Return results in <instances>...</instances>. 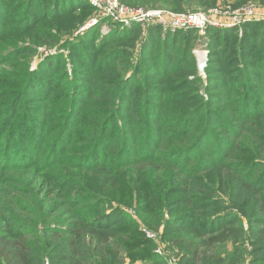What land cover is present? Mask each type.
I'll use <instances>...</instances> for the list:
<instances>
[{"label":"trees","instance_id":"trees-1","mask_svg":"<svg viewBox=\"0 0 264 264\" xmlns=\"http://www.w3.org/2000/svg\"><path fill=\"white\" fill-rule=\"evenodd\" d=\"M14 1L16 0H0V46L6 39V34L13 31V27L15 31L25 33L34 30L44 21H55L71 14L94 11L86 0H28L24 5H14ZM144 1L147 3V0ZM121 2L125 4L128 3V0H121ZM153 3L169 4V8L174 12H184L187 7L191 8L197 4L206 7L210 4V2L202 0H153ZM23 8L24 11L16 15ZM153 8L165 9V7ZM15 16H18L17 19ZM71 19L73 21L68 23L70 27H75L77 23L80 24L84 21L79 17H71ZM8 22H13L10 29H7L5 25ZM102 22V25L109 24V33L102 34L101 24L89 31L86 38L84 36L82 39V49L81 54L77 55V64L71 60L73 64H71L73 67L72 76L68 71H64L67 78L71 77L69 83H72L71 86L66 85L68 86L67 90L71 91L70 95H74L69 129L72 128V124H75L73 134L78 135L81 130L79 127L88 118L90 111L87 106L95 90L86 95L84 90H88L87 83L92 86L93 79H97L101 84L100 93L104 92L103 87H108L107 93L113 94L116 92V86H119L122 90L120 100L129 99L131 109L136 110V115L146 118L148 124L145 130L148 134L145 135V142L140 143L129 139V142L134 144L132 150H127L125 145V148L118 149L116 154L108 149L102 155L101 150L99 151V147H101L99 143L104 140L103 144H105L106 138L104 139L101 135L95 146L98 147L96 153L91 155L90 159L88 156H83L76 160L78 169L86 173L93 172L94 175L91 179H86L85 173H78L77 185L80 184L81 187L77 200L74 199V203L70 200L72 217L69 215L70 217L67 218L63 215V219L49 224L50 217L55 212L49 209L47 200L43 202L37 196L39 188L35 187V183L37 180H46L58 188H68L69 183L60 185L58 182L60 178L67 176L65 168L49 173V169L52 166L61 165L59 163H62L64 158L56 157L53 160L55 163L52 165L49 161L47 162L44 159L47 148L40 144V140L37 141L36 135H31L26 139L24 145H16V148H12V142L9 143V139L3 140V137H0L1 182L14 180L18 185L23 186L22 188L16 187L15 190L13 189L14 191L11 190L8 193L9 198L17 203L21 213H9L4 211L5 205L0 207V264H40L44 257L50 259L48 260L50 264H118L121 253H131L148 246L149 243L143 239L142 241L140 239H138L140 241H132V238L140 237L131 227L120 229L115 227L119 221L117 219L119 213H121L118 208L106 209V206H111L114 201L118 202L115 194L117 190L131 191L132 186L126 185L123 181V173L117 172L125 167H134V176L138 186H150L152 190L148 192V195L157 193L159 198L163 199L164 205L167 204L165 201L170 191H172V195L181 194L174 202L180 207L188 206L187 212L182 215L185 218L184 221L187 222L186 228L172 224L171 220L167 222V226L170 225V229L176 232V236L171 238L172 245L181 248L186 258L192 263L241 264L244 256L243 251H237L229 259H221V255L217 252L230 241L245 242L252 239L251 244H256L257 252H264V247H259L264 243V177L262 178L264 176V159L257 154V158L254 157L257 160L251 159L250 163L244 166L240 159L248 147L239 152L241 147L238 146L240 139L246 134L248 135L246 128L249 125L260 124L264 119V99L256 97L253 99L255 104H251V92L247 88L255 85L256 73L254 67L249 65L250 61L245 60L242 56L237 58L239 51L235 49L237 47L239 50L241 49L240 53L243 54L240 55L252 56L251 48L245 44L248 40L252 46L258 43L257 37L260 36L259 28L262 24L247 26L243 38L234 47L232 46L237 38L236 31L212 28L207 31L210 38L208 48L211 56L207 69L210 74L209 78L214 83H220L219 86L227 88V90L213 93L214 87L209 85L206 91L213 98V103L225 101L230 104L235 115H229L224 110H222V114L213 110L211 102H203L196 88V84L200 81L199 78L193 82L189 79L183 80L181 83H178L179 80L176 79L177 72L193 57L190 48L192 39L197 34L195 30L186 33H169L163 37L159 27L149 28L147 37L140 46V59L133 65L130 58L135 55L136 45L138 41H141L143 33L140 25L134 24L131 28H123L109 20ZM41 28L36 29L40 34L43 32ZM46 31L49 32L48 29ZM182 42L185 43V46L183 49H179L177 45ZM119 44H127V46L112 47ZM247 48L248 50H246ZM177 50L182 51L178 60L176 58ZM217 54L223 55L227 63L222 62L221 59L214 60L213 56H217ZM56 59L57 56L49 58L45 63L39 65L38 71H42L43 67L48 65L51 72ZM224 59L223 61H225ZM220 64H223V67H219ZM229 64L232 65L227 70L226 67ZM239 65L250 66V69H246L245 76H242L241 69H238L239 73H235L236 66ZM56 66L65 69L66 63L59 60ZM212 72L214 76L211 75ZM39 74L40 78L45 79L42 73ZM105 75L111 79L122 78L123 80H101ZM241 76L245 77L244 81L247 85L242 93L235 86L240 83ZM142 78L143 81H141ZM261 79L264 80V76ZM31 83L38 85L32 92L35 98H50L51 94L38 93L41 91L38 87L42 85L37 79L32 78ZM180 96L185 98H180ZM193 101H199V105L187 111L180 108L181 112L179 111L177 115L169 116V113L174 110L170 104L184 106V102ZM19 105V100H16L12 103H5L4 108L5 111H10L13 115ZM117 110L124 111V107H117ZM25 120L26 118L23 119V123ZM92 122L98 131L103 132V120L93 119ZM5 123L4 120L1 126L7 125ZM215 123L222 127L220 131H217ZM168 125L176 127L177 130H168ZM155 126L158 129H155ZM2 128L0 127V130H3ZM156 132L160 133V137ZM121 133L118 136L121 137V140L125 139L126 133ZM158 137L159 139H157ZM260 137L264 142V134ZM117 139L118 137L113 139L112 144L116 143ZM186 141L189 143L184 149H176L177 145ZM253 142H256L254 138L250 140V148L255 147ZM165 143L174 144V148L166 150ZM222 143H226L224 149H221ZM187 147L188 149L185 150ZM53 148L55 150V146ZM199 148L202 152L197 155L195 164L190 163L192 167L182 164L179 159L177 160V157H183L188 161L189 157L191 158ZM222 150L226 151L221 155ZM215 152H217L215 159L207 161L205 156L211 158ZM52 154L50 157L54 158L55 154ZM194 159L195 157H192V160ZM197 169L200 175L206 173L210 175L221 170L231 173L228 177L220 180L217 186L224 190L231 187L246 190L253 197L249 204L254 206L247 211H237L238 214L234 213L233 209H225L222 213L211 212L213 208H221L225 202L220 198L212 199L196 193L192 180L202 177L191 175V171L195 172ZM160 170H166V174L169 172V178L172 180L170 184H156L154 176L160 175ZM14 176H17V179ZM137 191L145 205H154L149 203L142 189ZM230 199L237 200L234 203L230 202L236 207H241L245 200L249 201V198L236 196L230 197ZM131 200L132 197L128 202L131 203ZM244 216L247 217L251 228L248 236L244 228L241 227ZM229 219L233 223L219 224V222ZM217 224L219 225L217 226ZM185 233L186 236H184ZM56 246L61 248L60 253H55ZM64 248L65 251H63ZM214 251L216 252L213 253ZM143 260L147 264H164L163 259L150 254H147ZM216 260L217 262H215ZM253 260L258 263L262 261L261 258Z\"/></svg>","mask_w":264,"mask_h":264},{"label":"rangeland","instance_id":"rangeland-1","mask_svg":"<svg viewBox=\"0 0 264 264\" xmlns=\"http://www.w3.org/2000/svg\"><path fill=\"white\" fill-rule=\"evenodd\" d=\"M26 1L28 0H16L14 1V5H24ZM202 1L210 2L209 6L206 7L200 6L201 4H197V6L191 8L187 7L184 12H208L212 9H225L231 11L239 9H253L254 13L259 16L257 17L259 21L250 20L247 22H242L241 24L231 25V27L229 26L228 28H213L218 30L236 31L237 38L236 40H234L232 46L234 47L235 44L243 38L247 26L253 24H262L259 28L260 36L257 37L258 43L255 44V46H252L250 44V41L248 40L245 44L249 46L248 48H251L252 56L240 55L243 54L240 53L241 49L239 50L238 47L235 48L239 51V53L237 54V58L242 56L245 60L250 61L249 65L254 67V71L256 73L254 77L255 85L247 88L251 92V104L254 105V98L259 97L261 99H264V80L261 79V77L264 76V64H262V62L264 61V0ZM121 4L123 3L121 2ZM123 5L128 7L132 6L131 8H138L142 10L155 9L153 7H165V9L163 10L172 13L174 12L171 10V8H169V4H154L153 0H147V3L144 0H128V3H125ZM21 11H24V8L19 10L16 15L21 13ZM15 17L17 19L18 16ZM71 17H79L84 21L80 24L77 23V26L75 27H70L68 23L73 21ZM99 18V13H97L95 10H89L86 12L71 14L69 16H66L65 18L56 19L55 21H44L40 23L34 30L25 33L15 31V28L13 27V31H9V33L6 34V39L0 46V127H3V130H0V137H3V140L6 138L9 139V143L12 142V148H16V145H24L26 139H28L31 135H36L35 137L37 141L40 140V144H42L44 147L46 146L47 148V151L44 153V159H46L47 162L49 161V163H51L52 165L53 163H55L53 160L56 157H60V159L64 158V161L62 163L58 162L61 165H58L56 167L52 166L49 169V173H51L52 171L58 172L59 169L65 168L64 171L67 173V176L60 178L58 182L60 185L69 183L68 188H58L54 184H51L46 180H37L35 183V187L39 188V193L37 196L43 202L47 200V206L51 211L55 212L54 215H51L49 224L58 219H63V215H65V217L67 218H69L70 216L72 217V206L70 205V200L73 203L74 199L77 200V195L80 193L79 190L81 187L80 184L77 185V176L78 173L82 172V170L77 168L78 161L76 160L79 157L83 156H88L90 159L92 157L91 155L96 153V149L98 147L95 146L101 135L104 137V139L106 138L105 144H103L104 140L99 143V145H101V147H99V151L101 150V153L103 155L104 151L108 149L109 151H113V153L116 154L117 150L125 148V145L127 150H132L134 144H131V142H129V139L130 141H139L140 143H142L145 142V135L148 134L145 130V127L148 124L146 118L136 115V110L131 109L129 99H125L124 101L120 100V92L122 91L120 87L116 86V92L113 94H108L107 92L109 88L103 87L104 92L100 93L99 87L101 86V84H99V80L97 79H93L92 86L87 83L86 87L88 90H84L85 95L92 93L93 90H95L87 106L88 110L90 111L88 113V118L85 120L84 124L79 127L81 130L78 135L73 134V127L76 126L75 124H72V128L69 129V119L71 108L73 105L72 98H74V95H70L71 91L67 90L68 86L66 85L71 86L72 83H69L71 81V77L67 78L64 74V71H68L69 75L72 76L73 64L71 63V60L77 64V55L81 54L82 39L84 38V36L86 38V34L89 31L96 28L100 24L102 25V21L104 20L99 21L97 25H92V21ZM12 24L13 22L5 23L7 29H10ZM108 25V23H105L101 26L100 30L102 34L109 33L110 29ZM39 28L43 30L41 34L38 33V30H36ZM46 29L49 30L48 33ZM208 30H206L205 35H200L198 33L196 34V37L194 36L195 38L192 39L190 53H192L193 57L190 58V60L179 72H177L176 79L179 80L178 83H181L183 80L189 79L191 82H193L196 80V78H199L200 81L196 84V88L198 89L199 97L203 99V102H211L212 109L219 111L221 114L223 113L222 110H224L229 115H235V112L233 113L231 110L232 108L230 104L225 101H218L213 103V98L211 97V95H208V91H206V88L209 87V85H213V93L227 90V88H221L219 86L220 83L212 82L209 78L210 74L207 72V69L209 67V59H211L210 51L208 48L210 42V38L207 34ZM146 37L147 34L142 33L140 38L141 41H138L136 45L135 55L130 58V61L133 65L136 64V62L140 59V46ZM125 46H127V44L113 45L112 47L122 48ZM184 46V42L177 45L179 49H183ZM248 48L246 50H248ZM176 53V58L178 60L182 55V51L177 50ZM55 56H57V59L51 72L48 65H45L42 71H38V67L40 64L45 63L47 60H49V58L51 59ZM213 57L216 61H219L221 59L222 62L227 63V60H225L223 58V55L221 54H217V56L215 55ZM223 59L225 61H223ZM59 60H61L64 64L66 63L65 69L58 68L56 66V63ZM231 65L232 64H229L226 69L228 70ZM249 65L236 66L235 73H239L238 69H241L242 76H245L246 69H250ZM219 67H223V64H220ZM117 69L118 68L116 67V70ZM39 73H42L45 79L40 78ZM211 75L214 76V73L212 72ZM242 76L240 83L235 85L238 87V91L240 93H242L247 87L244 81L245 77ZM32 78L37 79L38 82L42 85L38 87L40 88L39 90H41L38 93H45L49 95L51 94L49 99L35 98L32 92L38 85L31 83ZM101 80L123 79H111L108 75H105ZM141 81H143V78L141 79ZM240 95L242 96V94ZM70 97L71 99H69ZM181 97L184 96H180V98ZM236 97L237 95L235 96V98ZM16 100H19L20 102L17 111L13 115L10 111H5L6 109L4 108V104L12 103ZM184 103V106H178V104H170V107L174 108V110L169 113V116L177 115V113H179V111L181 112V110L187 111L192 107L199 105V101ZM122 106L124 107V111L119 112L117 110V107ZM24 118H26V120L23 123ZM93 119H101L104 121L103 132L98 131V128L92 122ZM4 120L6 122L5 124L7 125L1 126ZM263 126L264 119L261 120L260 124L249 125L248 128H246L248 135L246 134L247 136L245 135L240 139L238 146L241 147V151L239 152H242L244 149H246V147H248L242 153V157L240 159L242 165H248L251 159L257 160V154L261 155L260 158L264 159V142L263 138L260 137V135L264 134ZM215 127L217 131H220V128L222 129V127L217 126V123H215ZM118 129L121 130L119 131ZM155 129H158L157 126H155ZM167 129L171 131V129H176V127H169L168 125ZM251 130L252 132H249ZM121 132L126 133L125 139L121 140V137L118 136L122 134ZM156 133H158L160 137V133ZM117 137L118 139L116 143L112 144L113 139ZM159 137L157 139H159ZM251 137L256 141L253 142V144L255 145V147L253 148L249 147L251 145ZM1 142L3 143V141ZM107 142H109V145H107ZM188 143L189 142L186 141L179 146L177 145L176 149L182 150L187 146ZM225 144L226 143H222L221 149H224ZM54 146L55 150L53 148ZM165 147L166 150L174 148V144L170 145L168 143H165ZM187 149L188 147L185 150ZM225 151L222 150L221 155L225 153ZM200 152H202L201 148L196 150L191 158L189 157L188 161L183 157H177V160L179 159L182 164H188L189 167H192V164H195V162L197 161L196 157L200 154ZM51 153L55 154L54 158L50 157ZM216 155L217 152L213 153L211 158L207 156L205 157L207 158V161H213ZM192 157H195V159L192 160ZM249 167L251 166L249 165ZM193 171L194 170L191 171V175H195V177H202L200 179L192 180V185H194V190L198 195L209 197L212 199L220 198L225 202L224 204H222L221 208H213L211 212L218 211L222 213L225 211V209H233V212L238 214L241 210L247 211L254 206L253 204H249L250 200L253 197H251L246 190L238 188L235 189L234 187H231L228 190H224L217 186V183L220 180L228 177V175H230L231 173H228L225 170H221L211 173L210 175L208 173L200 175L198 169L195 170V172ZM117 172L123 173V181L126 183V185L132 186L130 188L131 191L117 190L115 194L117 195L116 198L118 199V202L114 201V203H112L113 206H106V209L110 210L115 207L121 211L117 218L119 219V221L116 223L115 227L117 226L116 228L119 229L131 227V229L136 231L140 238H132V241H142L143 239V241L145 240L149 243L148 246L132 251L131 253H121L119 261L120 263L118 264H147L143 260L145 259L146 255L150 254L154 255V257L158 256L159 254L157 253V251H161V253H163V257L166 256L167 259H170L173 262V264H198L192 263L189 259L186 258V255L181 248L175 247L171 243V238H174L176 236V232L175 230L170 229V225L167 226V222L171 220L172 224H175L178 227L182 228H186L187 225V222L184 221L185 218H183L182 215L187 212L188 206L184 205L180 207L174 202V200L177 197H180L181 194L177 193L175 195H172V191H170L169 194H167L168 196L165 201L167 202V204L164 205L163 199L159 198L157 193H152L151 196L148 195V192L152 190L150 186H138V182L135 180L134 176V167H125L121 170H118ZM82 173H85L86 179H91L94 175L93 172ZM154 177V181L157 185H168L172 182V180H170L169 178L170 174L169 172H167L166 174V170H160V175H156ZM263 177L264 176H262V178ZM14 178L17 179V176H14ZM1 181L2 180L0 179V207L5 205L4 211H8L9 213H21L20 209L17 206V203H15V200L9 198L10 195L8 193L14 188L16 189V187L22 188L23 186L18 185L14 180H6L4 182ZM138 189H142V191L145 192L147 200L149 201V203H153V206L144 204L142 199L139 198V192L137 191ZM233 196H236L238 198H249V201L245 200L241 207H236L234 206V204H230V202L234 203L237 201L235 199H230V197ZM131 197L132 200L131 203H129L128 200ZM7 200H9L10 202L7 203ZM241 222V227L244 228L248 236L251 228L247 217L244 216ZM220 223L229 224L233 222L231 219H229L224 220L223 222H219V224ZM219 224H217V226ZM51 225L54 226V224ZM39 230L42 231L41 228H39ZM148 233L153 235V237L149 238L147 236ZM184 236H186V233L184 234ZM251 241L252 239L246 240L245 242L230 241L217 252L219 255H221V259H229L230 257L234 256L237 251H243L244 256L241 264H264V252H257V248L255 246L256 244L252 245ZM260 245L261 246L259 247H264V243ZM54 249L55 253H60L61 251V248L59 246H56ZM63 251H65V248ZM215 252L216 251H214L213 253ZM158 257L164 259L161 256ZM256 258H261L262 261L260 263L254 261L253 259ZM48 260H50L48 257H44V259H41L40 264H46V261ZM163 261L164 264H167V260ZM215 262H217V260ZM200 264H205V262Z\"/></svg>","mask_w":264,"mask_h":264},{"label":"built area","instance_id":"built-area-1","mask_svg":"<svg viewBox=\"0 0 264 264\" xmlns=\"http://www.w3.org/2000/svg\"><path fill=\"white\" fill-rule=\"evenodd\" d=\"M89 5L100 15L99 19H94L92 25H97L101 20H109L114 24H119L123 28H131L138 24L144 34L151 27H159L162 30V36L174 34L176 32H189L195 30L197 34L205 35L206 30L210 28H228L234 24H241L250 20H257L259 17L253 9H239L235 11L212 9L208 12H181L172 13L163 9L142 10L131 8L121 4L120 0H86ZM91 25V26H92ZM236 26V25H235ZM90 27V26H89ZM108 28V27H107ZM149 238L153 235H147ZM158 256L163 257L161 251H157ZM167 264H173L170 259ZM46 264H50L46 261Z\"/></svg>","mask_w":264,"mask_h":264}]
</instances>
